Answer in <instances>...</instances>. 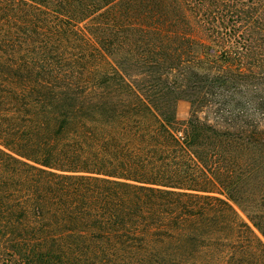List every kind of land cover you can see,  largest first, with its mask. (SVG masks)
Here are the masks:
<instances>
[{"label": "trees", "instance_id": "1", "mask_svg": "<svg viewBox=\"0 0 264 264\" xmlns=\"http://www.w3.org/2000/svg\"><path fill=\"white\" fill-rule=\"evenodd\" d=\"M0 264H264V0H0Z\"/></svg>", "mask_w": 264, "mask_h": 264}, {"label": "rangeland", "instance_id": "2", "mask_svg": "<svg viewBox=\"0 0 264 264\" xmlns=\"http://www.w3.org/2000/svg\"><path fill=\"white\" fill-rule=\"evenodd\" d=\"M190 103L186 99H182L178 102L177 114L180 119H186L189 115ZM243 214V213H242Z\"/></svg>", "mask_w": 264, "mask_h": 264}]
</instances>
